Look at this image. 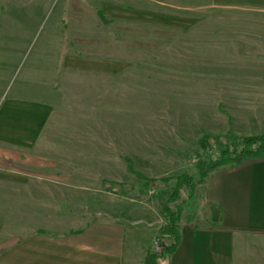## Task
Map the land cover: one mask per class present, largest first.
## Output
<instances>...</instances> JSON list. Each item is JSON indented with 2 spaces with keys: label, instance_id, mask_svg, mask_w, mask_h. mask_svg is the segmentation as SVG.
<instances>
[{
  "label": "rangeland",
  "instance_id": "rangeland-1",
  "mask_svg": "<svg viewBox=\"0 0 264 264\" xmlns=\"http://www.w3.org/2000/svg\"><path fill=\"white\" fill-rule=\"evenodd\" d=\"M203 1L0 0V57L13 64L9 86L20 82L34 60L31 68L38 62L53 75L52 88L67 110L62 145H56L63 159L55 163L59 177L29 180L38 189L54 180L53 191L33 195L39 202L23 206L20 195L12 205L0 203V238L117 223L136 260L154 251L160 206L173 186L156 183L146 189L136 174L155 181L181 174L196 179L195 163L217 157L215 141L264 133L256 120L264 114V41L225 50L200 44L197 33L208 24L238 20L207 17ZM252 24L263 25L264 17ZM10 45L13 50L7 51ZM241 56L250 63L257 57L260 64L222 60L232 63ZM90 72L108 73V81L91 83L99 87L92 92L80 90L90 83L76 76ZM204 135L209 138L199 144ZM199 185L191 199L181 194L179 224L195 222Z\"/></svg>",
  "mask_w": 264,
  "mask_h": 264
},
{
  "label": "crops",
  "instance_id": "crops-1",
  "mask_svg": "<svg viewBox=\"0 0 264 264\" xmlns=\"http://www.w3.org/2000/svg\"><path fill=\"white\" fill-rule=\"evenodd\" d=\"M203 2L209 8L207 17L238 20L223 21L222 26L217 20L213 25H205L206 29L204 26L205 30L197 33L200 44L225 50L264 41V36L254 34L255 30L264 33V24H252L254 18L264 17V0ZM245 18L253 20L244 21ZM222 60L228 61L225 64L245 66L260 64L261 59L253 57L251 63L244 62L242 56L233 58L235 63L230 62L231 58ZM33 61L20 82L12 87L9 84L13 64L7 56L0 57V203L7 205L14 203V195H20L23 206L29 200L39 202L40 198L33 195L53 191L54 180L47 181L49 185H43L41 190L30 186L29 180L59 177L55 163L59 166L57 163L63 160L56 145H62L60 129H65L62 115L67 110L52 88L53 75L50 77L38 62L36 68H31ZM40 63L44 64V59ZM95 65L105 66L96 61ZM76 79L90 84L106 82L108 73L90 72L77 75ZM90 84L79 88L86 92L99 89ZM262 112L263 116L256 120L263 123L264 129ZM197 194L195 222L179 224V243L166 264H264V160L213 171L197 187ZM76 231L79 232L1 237L0 264H143L145 252L134 260L132 243L126 250L127 234L120 224L91 222Z\"/></svg>",
  "mask_w": 264,
  "mask_h": 264
},
{
  "label": "trees",
  "instance_id": "trees-1",
  "mask_svg": "<svg viewBox=\"0 0 264 264\" xmlns=\"http://www.w3.org/2000/svg\"><path fill=\"white\" fill-rule=\"evenodd\" d=\"M208 138L209 137L204 135L198 143H204ZM214 146L217 153V157L214 160L205 158L195 163L194 169L197 175L196 179L190 175L181 174L155 181L153 179L146 180L140 174H136L139 179L143 180L144 184H142V186L146 189L151 188L156 183H173L170 194L160 206L161 224L155 233L154 251L145 252L143 264H166L168 257L176 249L179 243L180 214L184 205V199H181V194H184L186 199H191L194 195L195 187L199 185L210 172L220 168L225 163L233 162L238 165L241 161L257 162L264 160V133L240 139L230 137L228 141L221 144L215 141ZM127 168V170L132 173L130 163H128ZM120 193L124 194L123 191H120ZM78 232L79 231L73 233Z\"/></svg>",
  "mask_w": 264,
  "mask_h": 264
}]
</instances>
